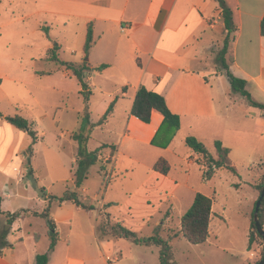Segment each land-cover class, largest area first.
I'll list each match as a JSON object with an SVG mask.
<instances>
[{
	"label": "crops",
	"instance_id": "crops-1",
	"mask_svg": "<svg viewBox=\"0 0 264 264\" xmlns=\"http://www.w3.org/2000/svg\"><path fill=\"white\" fill-rule=\"evenodd\" d=\"M77 1L79 11L84 13L87 25L91 22L93 30V43L86 61L90 69L85 73L89 98L85 100L80 94V85L70 69L65 67L64 70L56 71L74 82L75 95L82 99L84 111L87 103L89 110L93 106L96 108L98 119L93 122L87 145L97 129L101 135L110 133V136L119 137L116 143L111 138L107 140L101 136L97 148L106 146L100 149L98 157H103L105 162L109 152L113 151L114 158L115 149L120 150L128 141L140 143L154 151L159 150L153 151L154 156L143 163L134 158L131 161L153 171L149 186L156 185L157 193L152 198H167V189L176 188L179 182L169 176L171 167L164 151L174 142L176 134L184 130L183 140L188 135L202 142L218 137L230 149L229 156L233 148L240 147L242 154L248 157V168L253 172V188V183L263 171L255 167L264 162V110L248 104L254 112L251 118L253 123L245 125L246 131L235 133L228 139L230 142H226L230 132L228 130V134H225L227 129L223 124L229 122L227 111L231 105L230 97L234 93L222 85L224 74L214 64L213 48L221 47L227 34L219 3L216 0ZM224 1L232 11L236 27L235 38L231 42L233 63L229 69L236 77L246 80V89L251 98L264 104V36L260 33L264 0ZM21 46L18 44L17 50H12L7 38L0 35V225L7 231L6 240L9 243L0 254V264H35L36 256L47 252L49 246L45 220L33 214L37 211L32 212L23 206H5L27 199L21 189L27 191L29 188L28 168H31V175L35 178L39 148L49 150L43 144L45 131L41 128V122L49 117V107L43 104L39 96H52L53 86L48 85V76L56 71L53 68L39 69L37 59L28 48L23 50ZM81 61L82 58L77 63ZM101 64L106 67L97 70L96 67ZM93 79L96 82H92ZM213 81L220 83V86L216 85V90ZM141 86L165 96L169 109L180 117L178 129L172 125L167 126V121L156 110L152 111L148 123L131 115L133 100ZM110 104L111 112L100 121ZM14 114L26 118L33 129L38 128L34 129L37 137L34 143L26 131L6 121V116ZM165 125L164 137L168 138L165 142L162 140L156 143V137ZM30 146L32 153L28 151ZM189 149L186 162L196 163L200 167L196 160L202 156L193 151L191 153ZM117 158L115 155L112 159V167L114 163L116 166ZM160 159L168 166L167 174L154 168ZM75 163L76 156L71 164L72 172L75 171ZM70 180L76 189L80 188L75 185L73 176ZM253 190L257 192L256 196L251 197L254 209L259 193ZM45 193L46 198L42 201L44 207L47 204L50 206L48 217L54 222L58 235L55 248L48 253L46 264H151L146 257L143 260L141 256L133 255V243L126 238L109 241L99 239L96 226L98 212L104 210L103 203L96 209V215H77L83 210H91L71 201L59 203L58 198L61 196L49 190ZM149 193L145 188L146 199L150 198ZM50 195L55 197L48 199ZM17 211H21V214L8 224L7 217ZM40 227L42 230H38ZM35 234L38 235L37 239ZM174 234L176 236L173 237ZM174 234L166 238L171 245L174 262L181 264L176 260L172 242L179 238L186 239L181 233ZM209 236L199 245L206 243ZM121 245L122 248H118ZM151 246L160 249L156 245ZM251 249H254L250 253L251 258L243 264H254L259 257L260 246L254 243ZM156 252L151 251V254ZM190 264L218 263L200 260Z\"/></svg>",
	"mask_w": 264,
	"mask_h": 264
},
{
	"label": "rangeland",
	"instance_id": "rangeland-1",
	"mask_svg": "<svg viewBox=\"0 0 264 264\" xmlns=\"http://www.w3.org/2000/svg\"><path fill=\"white\" fill-rule=\"evenodd\" d=\"M77 2V0H0V35L7 38L12 50H17L18 44L23 45L21 46L23 50L25 47L28 48L37 59L39 69L64 70L65 66L61 61L77 62L84 56L83 44L88 21L83 17L84 13L79 11ZM221 47L213 48L215 65V55ZM52 56H57L58 61L49 60ZM48 80V85L53 86L52 96H39V99L49 107V117L41 122V128L45 131L43 144L45 143L49 150L39 148L36 156L37 174L35 178L29 175L27 191L21 189L27 199L5 206L12 208L23 206L32 212H42L47 208L49 215L50 206L47 204L44 207L42 201L44 198L42 188L44 192L49 190L57 196L75 191L83 204L91 206V211L83 210L77 215H96V209L103 203L102 207L105 213L110 215L111 224L124 222L123 225L136 232L138 236L159 235L166 238L174 233H180L182 215L192 204L195 194L202 193L213 197L209 239L201 245L190 244L182 238L175 239L172 245L176 260L181 264L200 260H212L218 264L236 262L243 264L251 258L250 253L254 251L248 248L250 216L253 212L251 197L256 196L257 192L251 185L253 172L248 168V157L242 154L240 147L233 148L230 155L237 173L234 174L225 168L217 169L214 176L206 181L202 180L200 170L204 163L203 157L199 156L196 160L200 167L196 163H187L186 152L189 148L182 139L184 130L178 132L174 142L164 151V156L170 163L169 176L179 183L176 188L167 189V198L164 196L152 198L157 193L156 185L149 186L152 183L150 177L153 171L131 160L134 158L141 162L148 161L154 156V152L159 150L154 151L140 143L128 141L120 150L114 151V158L118 155L116 166L114 163L112 167L111 163L114 159L113 151L109 152L110 155L105 162L103 157H98L94 164L87 167L85 178L80 188L76 189L70 178L73 176L75 181L73 175L75 171H71V164L77 154L78 143L71 136L72 133H78L81 126L85 128V134H89L93 122L98 119L97 111L94 106L89 110L88 103L85 111L83 110L82 99L75 95V84L68 77L56 71L48 76ZM92 82H96V79ZM213 84L215 90L216 85L220 86L218 81H213ZM222 85L231 89L225 75ZM230 91L234 93L230 97L231 105L227 111L230 119L228 123L223 124L227 129L225 134H228V130L230 132L227 140L225 139L226 142H230L228 139L235 133L246 131L245 125L253 123L251 118L254 114L253 109L245 103L240 94ZM245 115H248V119ZM166 125L171 123L167 121ZM166 125L158 133L156 143L162 140L165 142L168 138L164 137ZM34 129L38 130L37 127ZM110 135V133L101 135L97 129L89 140L87 151L97 149L101 136H105L107 140L111 138L112 142L119 141V137ZM215 140L220 139L216 137L203 142L210 153L215 151ZM189 151L193 153L191 149ZM261 165H264V162L258 166ZM74 166L76 170L77 163ZM145 188L150 192L148 195L150 198H145ZM38 230H42L41 227ZM99 238L101 241H109L117 237ZM127 240L133 243L134 256H141L143 260L146 257L151 264H159V250L155 246L147 247L136 244L131 239ZM43 244L45 242L41 245ZM118 248H122V245ZM151 251L157 252L151 254ZM139 253L141 255H138Z\"/></svg>",
	"mask_w": 264,
	"mask_h": 264
},
{
	"label": "trees",
	"instance_id": "trees-1",
	"mask_svg": "<svg viewBox=\"0 0 264 264\" xmlns=\"http://www.w3.org/2000/svg\"><path fill=\"white\" fill-rule=\"evenodd\" d=\"M220 7L222 8V17L224 21L227 34L223 40V45L220 50L216 52L215 63L217 70L221 71L228 79L231 90L240 94L247 104L253 107L260 108L264 110V104L258 103L251 98L250 93L246 89V80L236 77L232 74L229 69V66L233 63V53L231 42L235 38L236 27L233 24L232 20V11L226 5L224 0H216ZM260 33L264 36V14L260 21ZM93 43V30L91 22L87 25V32L85 36V41L83 44V58L80 63L71 62V61H61V64L64 65L67 69H70L73 75L76 77L80 85V94L84 97L85 100L89 98L90 90L85 81L84 77L86 76V71H89V67L86 66V61L89 53V49ZM49 60L58 61L57 56H52ZM106 67L105 64H101L96 67L97 70ZM112 110V104L109 105L106 112L101 117L100 121H103L107 115ZM153 110L158 111L162 114L164 119L171 123L174 129H178L180 126V117L178 114L173 113L167 106L165 96L161 93L151 91L146 89L144 86L139 87L133 104L131 107V115L135 116L137 119L144 123H148L151 118V113ZM6 121L15 126L17 129L26 131L32 138L33 143L36 141V131L33 129L32 124L23 116L19 114L8 115L5 117ZM93 127V126H92ZM72 139L77 141L78 150L76 154V163L77 169L74 172L75 175V185L79 187L82 183V180L85 178L86 169L89 165L94 164L97 161L98 153L100 149L106 145H101L95 151H87V141L89 134H85V128L81 126V129L78 133L72 134ZM185 145L189 147L193 152L201 155L203 157L204 163L201 167L202 179L208 180L212 178L215 174V171L221 167L229 170L230 172L236 174L237 168L232 163L229 153L230 149L224 146L220 140L214 141L215 154L209 152L204 143L193 135H188L185 137ZM29 153H32V146L28 148ZM29 165V159L28 163ZM259 165V164H258ZM263 171L260 177L253 183V188L260 193V190L264 182V165L258 166ZM161 166V168H160ZM156 170H159L162 174H167L168 166L164 160H158L154 167ZM28 172L31 174L32 170L29 167ZM43 197L46 198V193L44 189H41ZM55 196H48V199L54 198ZM259 197V194H258ZM71 201L74 204L81 206L84 209H91V206L83 204L78 197V194L75 191L66 192L63 196L58 198V202ZM212 197H209L202 193H196L192 204L187 209V211L182 215L180 221V233L183 238H185L191 244H200L207 240L209 236V223L212 213ZM255 207V206H254ZM23 211V210H22ZM48 209L46 208L41 213L33 212L35 216H40L45 220V224L48 229L49 237V246L48 251L42 254H38L35 259V264H46L48 260V253L55 248V245L58 241L57 231L55 229L54 222L47 215ZM253 212L250 218V228L248 235V248L254 243H257L260 246L259 257L255 261L256 264L264 256V244L262 242L261 236L258 234L256 226L253 221ZM21 214V211L14 212L7 217L8 224L11 223L13 219L18 217ZM98 222L96 226L98 237H123L126 239H131L134 243L139 245L151 246L156 245L159 249V263L160 264H176L173 260L172 248L167 238H163L159 235L154 236H138L136 232L125 227L123 224L116 222L111 224L109 221V215L105 213L104 210H100L98 213ZM258 219L260 225L264 228V197L260 201L258 209ZM7 231L0 225V254H2L3 248L9 246L8 241L6 240ZM176 234L173 235V237ZM38 238V235L35 234V239ZM100 239V238H99Z\"/></svg>",
	"mask_w": 264,
	"mask_h": 264
},
{
	"label": "water",
	"instance_id": "water-1",
	"mask_svg": "<svg viewBox=\"0 0 264 264\" xmlns=\"http://www.w3.org/2000/svg\"><path fill=\"white\" fill-rule=\"evenodd\" d=\"M263 197H264V182H263V186L260 190L259 197L255 203L254 213H253L254 224H255L257 232L261 236L262 242L264 244V228L260 225L259 219H258V209H259L260 201ZM256 264H264V256Z\"/></svg>",
	"mask_w": 264,
	"mask_h": 264
}]
</instances>
